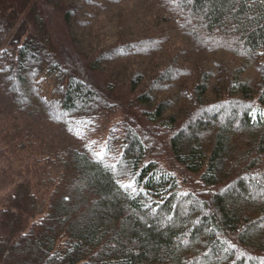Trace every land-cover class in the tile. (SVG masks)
Listing matches in <instances>:
<instances>
[{
    "label": "trees",
    "instance_id": "trees-1",
    "mask_svg": "<svg viewBox=\"0 0 264 264\" xmlns=\"http://www.w3.org/2000/svg\"><path fill=\"white\" fill-rule=\"evenodd\" d=\"M0 137V264H264V0H0Z\"/></svg>",
    "mask_w": 264,
    "mask_h": 264
},
{
    "label": "rangeland",
    "instance_id": "rangeland-1",
    "mask_svg": "<svg viewBox=\"0 0 264 264\" xmlns=\"http://www.w3.org/2000/svg\"><path fill=\"white\" fill-rule=\"evenodd\" d=\"M94 127L98 136L96 140L98 144L104 147L105 144V136L108 134L111 138L112 144H117L119 142V137L122 135V125H121V117L118 113L113 112H103L93 121ZM0 148L4 149L3 152L7 149L4 144V139L0 137ZM27 162L28 159L24 156L21 157L20 162ZM2 177V176H0ZM5 182L0 178V209L3 207L5 203L6 195L11 192L13 185H4Z\"/></svg>",
    "mask_w": 264,
    "mask_h": 264
},
{
    "label": "snow or ice",
    "instance_id": "snow-or-ice-1",
    "mask_svg": "<svg viewBox=\"0 0 264 264\" xmlns=\"http://www.w3.org/2000/svg\"><path fill=\"white\" fill-rule=\"evenodd\" d=\"M126 187H128V188H131V187H132V185H131V184H129V185H127Z\"/></svg>",
    "mask_w": 264,
    "mask_h": 264
}]
</instances>
